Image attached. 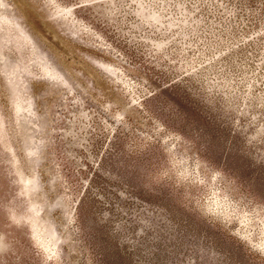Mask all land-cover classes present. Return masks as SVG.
I'll use <instances>...</instances> for the list:
<instances>
[{"label": "rangeland", "instance_id": "rangeland-1", "mask_svg": "<svg viewBox=\"0 0 264 264\" xmlns=\"http://www.w3.org/2000/svg\"><path fill=\"white\" fill-rule=\"evenodd\" d=\"M0 264H264V0H0Z\"/></svg>", "mask_w": 264, "mask_h": 264}]
</instances>
